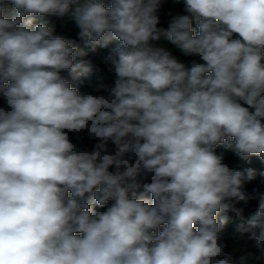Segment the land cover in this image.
<instances>
[{
    "label": "clouds",
    "instance_id": "1",
    "mask_svg": "<svg viewBox=\"0 0 264 264\" xmlns=\"http://www.w3.org/2000/svg\"><path fill=\"white\" fill-rule=\"evenodd\" d=\"M168 2L0 0V264H264V191L216 151L264 161V0H171L184 14L165 27ZM47 15L93 49L118 41L103 59L113 85L72 86L93 67L32 27Z\"/></svg>",
    "mask_w": 264,
    "mask_h": 264
},
{
    "label": "trees",
    "instance_id": "2",
    "mask_svg": "<svg viewBox=\"0 0 264 264\" xmlns=\"http://www.w3.org/2000/svg\"><path fill=\"white\" fill-rule=\"evenodd\" d=\"M107 2V0H106ZM168 12H172L175 14H184L183 12V4H172L171 0L164 6L161 12V24L162 26H167V22L169 17L167 16ZM4 15L6 17H13L15 15L14 11L5 12ZM46 24L50 27L54 28V36H60L67 40L72 41L76 46L81 48L85 55L82 57H78V60H84L86 62H90L93 71L91 74L87 76H80L79 79L72 81L70 77L69 80L73 87L77 88L81 92H91L90 84L94 82L95 77L97 75H103L105 77V82L109 85H113L115 81V76L113 73H109L107 71V67L103 63L104 57L110 52L111 48L115 47L118 41L112 40L108 43L106 47L97 46L93 49L90 45L87 44L86 41H83L79 38L78 32L79 29L76 27L75 22L71 20L68 16L65 17H57V16H37L33 19L32 27H35L36 24ZM162 46H166L169 50H173V54L176 55L180 60L187 61L190 58L183 56L178 50H174V46L168 43L167 40H162L160 42ZM155 46V45H154ZM99 69V72H97ZM67 76V73H65ZM0 107L7 108V105L2 96H0ZM72 142L77 144L79 147L87 148L88 150H92L94 146L99 143L98 139L89 138L86 133H80V139H77V134L69 133ZM132 138L128 137L125 139V143L129 142ZM107 149L110 154L115 155L119 148L114 145L110 140L107 142ZM216 151L218 153L223 152L225 159L224 163H226L230 169L237 171H245L248 169L253 170L254 179L251 182L245 184L244 190L246 192H251L254 188L260 187L261 191H264V185L260 184L261 180H264V161H261L259 157L252 156L247 159H242L234 152L225 150L222 146L217 147ZM109 171L114 172V166L109 169ZM142 190H136L135 195L139 197L141 195ZM131 195V194H130ZM150 198V197H149ZM112 201H109L110 206ZM92 207L96 211H105L106 208H101L99 205L93 203ZM237 207H242L244 212L241 217H236L234 213L228 212L230 223L228 225V230L232 231L236 224L246 222L257 210H258V201H251L247 206L241 202L237 205ZM251 242L244 245V247H250ZM243 249H241L242 251Z\"/></svg>",
    "mask_w": 264,
    "mask_h": 264
}]
</instances>
